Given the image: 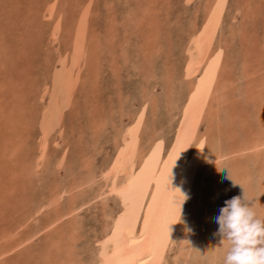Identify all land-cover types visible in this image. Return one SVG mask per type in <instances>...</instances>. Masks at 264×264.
<instances>
[{"label": "rangeland", "instance_id": "obj_1", "mask_svg": "<svg viewBox=\"0 0 264 264\" xmlns=\"http://www.w3.org/2000/svg\"><path fill=\"white\" fill-rule=\"evenodd\" d=\"M185 147L161 264H223L224 202L264 219V0H0V264H99Z\"/></svg>", "mask_w": 264, "mask_h": 264}, {"label": "bare ground", "instance_id": "obj_2", "mask_svg": "<svg viewBox=\"0 0 264 264\" xmlns=\"http://www.w3.org/2000/svg\"><path fill=\"white\" fill-rule=\"evenodd\" d=\"M201 61L199 59L192 63L194 71L200 67ZM187 151L186 147L180 148L171 162L154 174L152 179H155L156 185L146 211L142 215L141 206L132 210L124 231L110 248L102 247L99 264H161L177 225L179 205L173 207L172 198L179 175L186 167ZM128 157L129 155L125 157L124 163L128 162Z\"/></svg>", "mask_w": 264, "mask_h": 264}, {"label": "clouds", "instance_id": "obj_3", "mask_svg": "<svg viewBox=\"0 0 264 264\" xmlns=\"http://www.w3.org/2000/svg\"><path fill=\"white\" fill-rule=\"evenodd\" d=\"M181 195L184 201L186 196ZM215 221L218 230L214 235L229 245L223 264H264V219L257 215L255 201L245 190L224 202Z\"/></svg>", "mask_w": 264, "mask_h": 264}]
</instances>
